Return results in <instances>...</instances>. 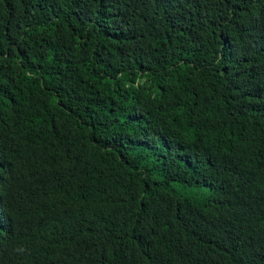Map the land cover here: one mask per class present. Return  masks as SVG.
Masks as SVG:
<instances>
[{
    "label": "trees",
    "instance_id": "obj_1",
    "mask_svg": "<svg viewBox=\"0 0 264 264\" xmlns=\"http://www.w3.org/2000/svg\"><path fill=\"white\" fill-rule=\"evenodd\" d=\"M0 264H264V0H0Z\"/></svg>",
    "mask_w": 264,
    "mask_h": 264
},
{
    "label": "rangeland",
    "instance_id": "obj_2",
    "mask_svg": "<svg viewBox=\"0 0 264 264\" xmlns=\"http://www.w3.org/2000/svg\"><path fill=\"white\" fill-rule=\"evenodd\" d=\"M175 190L182 195H188V196L194 193L192 188H188V187H179L178 186V187H175Z\"/></svg>",
    "mask_w": 264,
    "mask_h": 264
},
{
    "label": "clouds",
    "instance_id": "obj_3",
    "mask_svg": "<svg viewBox=\"0 0 264 264\" xmlns=\"http://www.w3.org/2000/svg\"><path fill=\"white\" fill-rule=\"evenodd\" d=\"M17 251L22 253L24 251V249L23 248H18Z\"/></svg>",
    "mask_w": 264,
    "mask_h": 264
}]
</instances>
